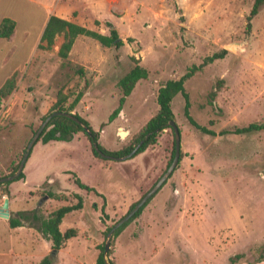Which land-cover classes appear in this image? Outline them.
<instances>
[{"label": "rangeland", "instance_id": "rangeland-1", "mask_svg": "<svg viewBox=\"0 0 264 264\" xmlns=\"http://www.w3.org/2000/svg\"><path fill=\"white\" fill-rule=\"evenodd\" d=\"M2 1L0 12L6 9ZM14 1L18 15L32 11L25 9V0ZM252 1L57 0L58 11L78 25L106 35V21L112 24L122 44L105 47L77 35L63 59L57 54L62 35H56L49 48L37 47L27 63L31 27L27 42L15 51L2 54L0 47V77L12 64L21 67L13 90L0 102V176L13 172L57 98L67 106L79 96L69 112L98 131L104 149L117 150L133 144L156 112L161 83L225 49L222 58L183 83L190 116L215 135L194 128L183 114L182 96L172 97L180 157L139 214L111 236L105 258L113 264H264V130L217 134L264 123V5L247 27ZM135 61L147 76L135 82L108 121L120 96L117 81ZM218 79L221 86L210 98ZM172 149L169 127L123 161L93 156L82 131L68 141H35L23 177L0 185V204L8 199L9 214L39 207L46 213L73 202L71 193L77 192L83 206L63 217L60 231L71 227L75 234L57 250L27 222L14 229L0 217V264H37L44 256L49 264H95L106 228L155 183ZM73 174L95 192L74 184ZM47 191L53 194L49 198ZM238 253L242 257L230 263Z\"/></svg>", "mask_w": 264, "mask_h": 264}, {"label": "trees", "instance_id": "trees-1", "mask_svg": "<svg viewBox=\"0 0 264 264\" xmlns=\"http://www.w3.org/2000/svg\"><path fill=\"white\" fill-rule=\"evenodd\" d=\"M262 5H264V0L252 1L248 15L246 16L247 27H249L250 19L257 13L258 9ZM106 25L108 26V34L105 35L96 32L94 30L88 29L84 26L65 20L63 18H60L56 15H49L41 32L37 47L39 48L43 47L46 49L49 48L53 44V40L56 35H62V41L58 46L57 54L59 57L63 59L67 57V54L72 46L74 38L77 35L88 36L96 40L100 45L105 47H109V46H114L115 48L119 47L122 44V40L119 38L116 29L113 27L112 24H110L107 21H106ZM13 27L14 24L12 20L8 18H2L0 21V37L3 38L8 37L11 34ZM127 40H130V38H127ZM225 53H226L225 49H220L219 51L212 52L210 55L204 56L198 64H191L188 67H186L185 71L178 78L167 79L163 83H161L157 88L156 96H155L157 110L144 123L143 127L141 128V131L134 138L133 144H128L117 150L104 149L97 142L98 131H95L91 127H89L87 121L81 118L77 114L74 115L80 120L82 124L86 126L88 132H85L82 129V127L73 120L64 116L56 115L50 118V120L48 121L42 132L39 134L37 140H40L42 143H45L50 140L68 141L71 138L72 134L78 131H82L88 140L92 155L95 157H100L95 150L96 148L105 154H109L112 156H121L129 152L140 139H143V142L135 152V154H137L139 152H142L148 145L153 144L156 141L157 135L160 132H162L163 129L168 127L167 122L169 120H174L173 113L170 107V101L176 93H179L183 98V114L187 119V121L194 128L200 130L201 132L208 133L210 135H215V132L213 130L198 124L190 116L188 111L189 108L188 94L184 89L183 83L185 80L190 78L195 72L201 71L206 64L211 63L215 59L222 58ZM146 76H147V70L135 61L134 64L129 68V70L125 72L118 79L117 85L120 90V96L118 97L116 107L108 115V121H111L112 118H114V116L121 109L126 96L129 95L135 82L138 79L145 78ZM15 78H16V74H12L11 76L7 77L0 85V102L3 98L7 97L10 94V92L13 90L15 85ZM221 82L222 79H218L216 81L214 85V89L209 92L210 98L214 97L216 90H218V88L221 86ZM78 100H79V96L76 95L71 103H69L67 106H64L61 105L62 100L60 98H57L55 103L53 104L54 107L51 108L47 113L56 110L69 112L72 109L73 105ZM44 116H42L41 119H43ZM259 130H264V123L251 122L244 126L233 127L229 129H221L217 132V134L218 135H222L226 133L243 134V133L256 132ZM172 156H173V149L169 162L171 161ZM16 167L17 165L13 167V172L15 171ZM22 177H23V173L20 172L19 175L11 181L18 180ZM11 181L0 183V185H7ZM73 182L79 188L85 189L86 191L95 192V189L93 187L88 186L87 184L80 181V179L74 174H73ZM4 193L6 195L8 194L7 189L4 190ZM45 194L48 198L53 195L52 192L50 191H47ZM71 196L74 200L73 202L64 203L55 206L49 209L46 213H43L40 207L32 208L30 210H18L15 211L14 214L10 213L9 217L6 220L7 224L10 228H15L17 226H22L24 225V222H27L30 227H33L37 232L41 234L42 237H44V239L49 241L52 249L57 250L60 247L63 240L70 238L75 234V230L71 227L66 228L64 231H60L59 229L60 222L67 213L71 211L80 210L83 206V197L81 194L77 192H72ZM146 202L134 213V215L130 219H128L117 229H115L112 235H117L134 217H136L143 208V206L146 204ZM106 229L108 230L109 227ZM102 250H103V244L99 246V252L97 253L95 258V264H107V263L113 264L111 260L106 259L105 261L102 255ZM240 257H242V253L235 254L234 257H231L229 259V261L230 263H232L234 258H240ZM49 263H50V259L44 256L43 258L40 259V261L37 264H49Z\"/></svg>", "mask_w": 264, "mask_h": 264}, {"label": "water", "instance_id": "water-1", "mask_svg": "<svg viewBox=\"0 0 264 264\" xmlns=\"http://www.w3.org/2000/svg\"><path fill=\"white\" fill-rule=\"evenodd\" d=\"M227 47L231 48V46H227ZM56 115L64 116V117H67V118L73 120L78 125H80L85 132H88L86 126L80 122V120L74 115V113L66 112V111H59V110L47 113L44 116V118L42 119V121L40 122V124L38 125V127L34 130L33 134L29 138L28 142L26 143L24 152L22 153V156H21V158L17 164L15 171L12 173H9L7 175L0 176V183L6 182V181H11L14 178H16L20 172H22L23 167H24V163L28 157V154L30 152L32 145L38 139L39 134L42 132V130L44 129V127L46 126V124L48 123L50 118L53 116H56ZM167 125L171 129L172 134H173V156H172V159H171L170 163L168 164V166L166 167V169L164 170V172L155 181V183L134 203V205L131 208L128 209V211L124 215H122L117 221H115L107 230V232L105 234V240L103 242V250H102V255H103V258L105 259V261H106L105 255L109 249L110 238H111L114 230L117 229L124 222H126L128 219H130L134 215V213L157 191V189L162 185L164 180L170 175L172 169L174 168V166L176 165V163L178 161L179 150H180L179 130H178V127H177L174 120H169L167 122ZM142 142H143V139H140L132 147V149L129 152H127L126 154L121 155V156H112L109 154H105L97 148L95 150L99 154V156L102 158H108V159L123 161V160H126V159L132 157ZM44 198H46V196L42 197V199H44ZM42 199H40L38 202L40 203ZM0 217H2L4 219H7L9 217L8 199L6 197H4L2 199V203L0 204Z\"/></svg>", "mask_w": 264, "mask_h": 264}, {"label": "crops", "instance_id": "crops-1", "mask_svg": "<svg viewBox=\"0 0 264 264\" xmlns=\"http://www.w3.org/2000/svg\"><path fill=\"white\" fill-rule=\"evenodd\" d=\"M2 2L5 3L6 9L0 12V21L2 18H8L12 20L14 24L13 30L8 37H0V47L4 49L2 54L8 51L13 52L15 51L17 46H22L26 41L28 35L31 33V30H29V28H34L33 38H31L29 41L27 52L28 56L27 58H25L27 63L34 54V51L37 49L41 32L49 15H56L60 18L72 22L65 14H62L58 11L57 0H51V2H49L48 0H25L23 2L25 5V9L28 8L30 11L32 10L27 16H21L15 12L16 5L14 0H5ZM19 68L21 67L12 64L9 67V70L0 77V83L12 74H16ZM4 220L6 221L7 219ZM22 226H17L15 228H21Z\"/></svg>", "mask_w": 264, "mask_h": 264}, {"label": "bare ground", "instance_id": "bare-ground-1", "mask_svg": "<svg viewBox=\"0 0 264 264\" xmlns=\"http://www.w3.org/2000/svg\"><path fill=\"white\" fill-rule=\"evenodd\" d=\"M121 136H124L125 134L123 133V131L121 130V134H120Z\"/></svg>", "mask_w": 264, "mask_h": 264}]
</instances>
